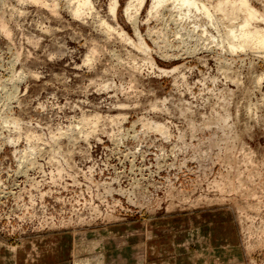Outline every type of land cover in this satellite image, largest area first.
<instances>
[{"label": "rangeland", "instance_id": "374dc122", "mask_svg": "<svg viewBox=\"0 0 264 264\" xmlns=\"http://www.w3.org/2000/svg\"><path fill=\"white\" fill-rule=\"evenodd\" d=\"M113 1L0 0V264H264V0Z\"/></svg>", "mask_w": 264, "mask_h": 264}, {"label": "bare ground", "instance_id": "6f19581e", "mask_svg": "<svg viewBox=\"0 0 264 264\" xmlns=\"http://www.w3.org/2000/svg\"><path fill=\"white\" fill-rule=\"evenodd\" d=\"M74 12L76 14H81L83 11V8L86 4H89V0H74ZM143 1V0H141ZM155 5L157 6L161 1L163 0H154ZM180 1L182 4H186L188 8L191 7V5H195L197 8H203L207 14L209 15L210 10L207 7V5L199 0H176ZM72 2V1H71ZM73 3V2H72ZM116 1L114 0L111 5V10H115ZM250 13L252 15L255 14L253 10H250ZM247 24V22H246ZM232 32V31H231ZM231 36L234 38L230 39L231 47L234 49L237 46H243L244 42H248L252 47H255L259 50H262L264 48V29L257 27L255 30H241L240 33L232 32Z\"/></svg>", "mask_w": 264, "mask_h": 264}]
</instances>
